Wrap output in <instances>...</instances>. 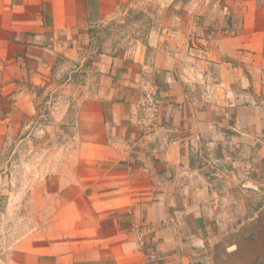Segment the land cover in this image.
<instances>
[{
	"label": "crops",
	"instance_id": "1",
	"mask_svg": "<svg viewBox=\"0 0 264 264\" xmlns=\"http://www.w3.org/2000/svg\"><path fill=\"white\" fill-rule=\"evenodd\" d=\"M124 2L0 0V155L46 104L38 129L66 137L41 162L59 172L40 191L50 233L12 264H214V245L264 231V0H185L176 27L107 53L94 42Z\"/></svg>",
	"mask_w": 264,
	"mask_h": 264
},
{
	"label": "rangeland",
	"instance_id": "2",
	"mask_svg": "<svg viewBox=\"0 0 264 264\" xmlns=\"http://www.w3.org/2000/svg\"><path fill=\"white\" fill-rule=\"evenodd\" d=\"M184 3L185 0H125L119 8L112 10L94 45L100 44V49L107 53L114 49L116 53H123L139 46L144 43L149 27L164 16H171L170 24L172 28L176 27L177 19L173 18L184 10ZM47 105L38 113L40 117L34 125L37 126L35 130H30L34 119L26 131L13 137L0 155V264H12L11 252L22 237L35 238L38 232L50 233L51 198L41 196L40 191H50L55 185L50 175L59 172L56 166L51 172L53 165H41V162L53 160L55 163L62 159L64 153L54 150L53 146L66 137L58 133V138V135L52 138L49 132L38 129L45 122ZM49 148L54 152L47 151ZM245 235L243 242L228 250L229 245H214L209 251L213 263L249 264L256 256L264 254V231L261 233L252 226Z\"/></svg>",
	"mask_w": 264,
	"mask_h": 264
},
{
	"label": "built area",
	"instance_id": "3",
	"mask_svg": "<svg viewBox=\"0 0 264 264\" xmlns=\"http://www.w3.org/2000/svg\"><path fill=\"white\" fill-rule=\"evenodd\" d=\"M156 105H157V102H156L155 91L151 90V89H147L144 92L143 106L141 109L142 115L140 117V122L145 129H151L154 126H156V120H157V107H156ZM37 122H38V119L34 120L33 126ZM131 232H132V235L134 237V240L141 242L142 237H143L142 230H140L138 228H133V229H131Z\"/></svg>",
	"mask_w": 264,
	"mask_h": 264
},
{
	"label": "trees",
	"instance_id": "4",
	"mask_svg": "<svg viewBox=\"0 0 264 264\" xmlns=\"http://www.w3.org/2000/svg\"><path fill=\"white\" fill-rule=\"evenodd\" d=\"M249 264H264V254L256 256Z\"/></svg>",
	"mask_w": 264,
	"mask_h": 264
},
{
	"label": "water",
	"instance_id": "5",
	"mask_svg": "<svg viewBox=\"0 0 264 264\" xmlns=\"http://www.w3.org/2000/svg\"><path fill=\"white\" fill-rule=\"evenodd\" d=\"M230 247H231V246H230ZM230 247H228L227 250H228Z\"/></svg>",
	"mask_w": 264,
	"mask_h": 264
}]
</instances>
